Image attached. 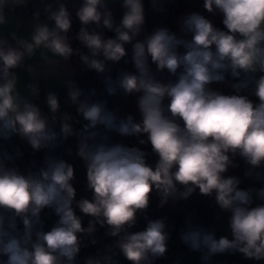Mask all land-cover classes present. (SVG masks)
<instances>
[{"label": "clouds", "instance_id": "9594fccd", "mask_svg": "<svg viewBox=\"0 0 264 264\" xmlns=\"http://www.w3.org/2000/svg\"><path fill=\"white\" fill-rule=\"evenodd\" d=\"M40 2L44 19L36 6L25 37L9 25L36 0H0V264H121V256L157 264L168 259L174 232L200 264L224 255L264 264V0H203L207 15L188 11L176 30L148 34L145 0H82L77 48L67 0ZM175 2L148 0L158 13ZM115 3L124 9L119 23ZM74 56L102 76L103 90L66 79L65 107L46 90L44 111L36 63L53 69L47 78ZM121 61L134 71L113 77ZM114 97L134 98L135 111L113 106ZM13 137L30 147L28 158ZM70 138L90 198H77L76 167L65 158L73 156L64 147ZM197 193L214 200L217 223L227 215V234L217 236L195 211L179 227L149 215L153 197L164 209Z\"/></svg>", "mask_w": 264, "mask_h": 264}, {"label": "trees", "instance_id": "16d2710c", "mask_svg": "<svg viewBox=\"0 0 264 264\" xmlns=\"http://www.w3.org/2000/svg\"><path fill=\"white\" fill-rule=\"evenodd\" d=\"M203 0H194V2H190V0H176L174 4L167 6V12L164 13H158L151 10V6L148 3V0H145V14H146V28H145V34L150 33L155 27L158 26H167L171 28L172 30H176L177 28V18L188 12V11H201L203 13V7H202ZM82 2L77 3L73 7L68 8L73 19V28L71 33L69 34L70 37H72V44L74 48L82 47L78 41L74 39L76 33L79 31V20L75 16L76 10L80 7ZM110 7L113 9L114 17L117 23H119V20L123 14L124 9L121 7L120 3L110 4ZM207 15V13H203ZM217 24L219 25V18H216ZM94 27V26H93ZM98 31H103L105 36H113L114 34L112 32H109L104 29H97ZM128 48V57L126 59L130 60L131 57V46H126ZM85 52H87L86 49H83ZM72 67L77 69L75 74H73L72 79H75L78 84L82 88H91L95 87L98 91L103 90V78L102 76L98 75L94 71L87 70L84 68L83 65L79 63L78 57H72ZM84 68L83 70H81ZM113 71L112 75L115 77L118 69H125L129 71H134L132 68L131 63L125 64L123 61L120 62L119 65H113L112 66ZM153 68L155 66L153 65ZM223 87V86H218ZM66 87L64 89V101L66 100ZM225 92H228L229 89L225 88ZM134 98H123V97H114L110 98V103L115 106L119 105L122 111H135L134 109ZM65 107V106H64ZM74 113V109H67ZM137 118L138 113H137ZM13 140L16 144H18L22 150L25 151L26 158H28L27 154L30 152V147L27 145L26 142H21L18 137H13ZM126 143L134 144L135 140H127ZM65 148L71 147L73 150V156L72 157H65L69 160V162L74 163V166L76 167V176L77 179L74 181V186L77 188V198L80 197H86L90 198V193L87 192L86 189V170L83 167L82 162L79 160L78 157H75V140L70 138L65 146ZM150 150V146H149ZM59 151L63 152L64 149H60ZM42 157V153L37 155V159ZM155 161V157H152V162ZM241 168H243L242 162H241ZM242 186H247L242 185ZM159 203L158 197H153V202L151 205V211L149 213L151 218H158L160 216H168L171 220H173L177 227H179L184 220V217L187 213L195 211L198 219L200 222L204 223L206 226L215 224L217 228V236L227 234V215L221 214L222 219L220 222H216L215 220V213L219 211V209L215 206L214 200H209L207 197H201L197 194H194L192 198H190L188 201H180L177 202L175 206L172 205V202L170 201L168 205L165 206L164 209H159L157 207ZM55 217L52 218V220H48L47 224L48 226L51 225ZM85 226L87 224V218L84 220ZM144 227L143 220L141 219L139 221V225L137 229L133 230H140ZM104 229H99L97 235L100 237L105 243H110L112 238L104 237ZM96 247L98 246H91L88 249H83L81 255H85L88 253H94ZM181 252L184 253V256L182 257V264H200V257L198 253H191L187 249L181 245L177 239L176 233H173V240L170 242V251L168 253V259L166 261H158L157 264H171L172 261H174L175 257L180 254ZM121 264H128L127 261L123 259V257H120ZM215 261L220 262V264H235V263H241V264H253V262L250 261H243L239 256H217L214 258Z\"/></svg>", "mask_w": 264, "mask_h": 264}, {"label": "crops", "instance_id": "0c3cea01", "mask_svg": "<svg viewBox=\"0 0 264 264\" xmlns=\"http://www.w3.org/2000/svg\"><path fill=\"white\" fill-rule=\"evenodd\" d=\"M41 13H42L41 19H44L43 12ZM19 17H20L19 23L17 24L14 19L13 23L9 25V29L15 30L19 32L22 36L27 37L30 31V25L27 23V21L30 18V16L19 15ZM38 56H39V52L37 53V57ZM27 63H35V61H27ZM72 69L73 67L71 61L68 64L61 62L60 65L54 68L55 74H50L47 78H45L43 76V72L45 71L51 72L53 71V69H49L48 66L44 65L42 62L36 63V70L40 74L38 78L40 79L41 82V107L43 108L44 111H47L46 106L43 104V99L46 90H53L58 92L60 95L62 108H64V89L66 86L64 85L63 81L73 77ZM19 71H21L23 82H26L27 80L31 79L30 77H28L26 72H23V70H19ZM235 264H241V263H235Z\"/></svg>", "mask_w": 264, "mask_h": 264}, {"label": "built area", "instance_id": "2783aa9c", "mask_svg": "<svg viewBox=\"0 0 264 264\" xmlns=\"http://www.w3.org/2000/svg\"><path fill=\"white\" fill-rule=\"evenodd\" d=\"M45 3L52 2V0H44ZM82 2V0H67V7H73L77 3ZM36 6H39L41 9V12H43V3L40 2V0H36V4H29L28 9L26 10H18V14L21 15H31V11L35 9ZM57 5L54 4V10Z\"/></svg>", "mask_w": 264, "mask_h": 264}]
</instances>
